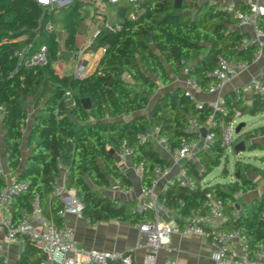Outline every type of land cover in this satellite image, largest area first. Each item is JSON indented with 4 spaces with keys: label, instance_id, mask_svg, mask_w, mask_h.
Masks as SVG:
<instances>
[{
    "label": "trees",
    "instance_id": "obj_1",
    "mask_svg": "<svg viewBox=\"0 0 264 264\" xmlns=\"http://www.w3.org/2000/svg\"><path fill=\"white\" fill-rule=\"evenodd\" d=\"M173 1L141 0L135 11L131 3L114 6L118 28L102 29L94 41L95 49H105L96 70L83 79H75L71 74L59 76L52 67L58 50L52 41L54 33L44 35V38L41 34L37 39V44H47L45 65L19 67L13 72L17 61L11 56L24 45L15 39L20 35L33 39L41 9L32 0H0L2 148L8 172L17 181L27 184V192L16 197L11 204L14 217L37 195L44 214L59 222L56 211L60 206L52 195L51 180L62 171L66 185L73 189L75 198L82 205V216L90 224L108 220L137 224L146 219L147 215L131 211V202L101 192L109 187V177L116 179L121 188L132 187L127 174L113 166L110 150L125 141L131 150V166L142 164L141 185L149 187L154 168L163 167L167 162L150 142H136L135 135L147 127L157 129L166 137L169 149L174 151L181 140L197 138L196 131L187 128L188 118H195L200 125H205L212 116L206 103L202 109H197L182 86L158 93L160 88L168 87L173 79L184 76L206 90L212 82L209 73L219 58L250 61L255 49L253 44L242 46L248 35L236 29L238 21L225 10V5L208 0H182V7L174 9ZM236 6L247 10L243 3L236 2ZM77 9L76 5L65 14L66 47L75 39ZM72 22L73 28L70 27ZM261 79L264 82V67ZM36 93L39 111L29 127L28 153L22 160V132L26 127L27 113L20 98ZM66 93L71 96L70 108L64 103ZM156 94L150 104V96ZM82 98L89 99V110L82 108ZM222 105L227 110L226 121H231L236 111L241 116L247 110L240 105V99H236L233 91L223 96ZM248 111L250 115L262 113L264 103L254 95ZM212 118L216 122L214 142L208 151L197 154L198 164H185L196 187L190 189L172 183L158 195V199L178 220L201 210L204 195L209 192L223 202L227 215L223 227L244 235L250 250L258 245L264 247V197L253 203L248 211L237 205L233 195L244 194L256 187L252 179L240 172L239 161L234 165L232 182L200 185L201 180L219 165L225 151L219 129L221 117L215 113ZM260 135H264V125L244 132L241 128L233 147L248 139L251 141L249 151L261 150L262 147L254 141ZM62 157L65 165L60 169L58 160L62 162ZM262 174L264 178V171ZM227 175L223 166L221 178ZM4 186V179L0 177V190ZM233 211L236 215H232ZM31 257L35 258L34 261ZM43 258L36 247L24 240V248L15 264H39Z\"/></svg>",
    "mask_w": 264,
    "mask_h": 264
},
{
    "label": "built area",
    "instance_id": "obj_2",
    "mask_svg": "<svg viewBox=\"0 0 264 264\" xmlns=\"http://www.w3.org/2000/svg\"><path fill=\"white\" fill-rule=\"evenodd\" d=\"M32 1L41 9V14L38 25L33 31V39L28 40L27 35H20L15 39L23 42L24 45L15 50L11 56L17 61L13 72L19 67L43 66L47 63V44L44 42L37 44V39L41 38V34H43L42 38H44V35L55 33L52 17L54 10L58 11V9L64 8L69 11L77 5L78 13L80 10L89 11V23L95 25L90 42L73 54L76 66L71 75L75 79L85 78L88 72L85 65L84 50L96 40L102 29L111 31L118 28L117 23L113 26L108 25L107 6L114 7L122 0ZM224 1H226L224 4L225 10L233 14L239 26L245 25L251 29V36L242 41V46L253 44L255 49L250 61H228L219 58L217 64L209 73L212 82L206 89L208 93L221 91L226 81L246 70L249 64L261 55L264 46V23L262 24L264 3L261 0H242L247 6V10L243 11L236 6V0ZM138 2L139 0H129V3L133 6V11L137 9ZM131 17L133 18V16ZM52 41L57 44V36H54ZM97 51L101 56L105 53L103 47L97 48ZM56 56H60L59 50H57ZM247 87L259 101L264 103V82L261 77L251 78ZM183 88L188 98L193 101L191 92L198 89L199 86L194 81L186 79ZM233 92L236 99H239L240 91L236 89ZM64 103L67 107H71L72 101L69 93L65 94ZM194 103L197 109L203 108L204 103ZM207 105L212 110V116L205 125H200L195 118L187 119L188 130L196 131L197 138L181 140L179 147L174 151L169 149L166 137L160 135L157 129L147 127L144 131L135 135L134 139L136 142H150L155 145V150L167 162L163 167L154 168V178L149 187L141 185L142 164L139 163L137 167L131 166V150L125 141L122 140L119 147H116L112 152L113 166L119 172L127 174L128 170L135 168L139 174L140 185L136 195H134V188H121L116 179L112 177L111 179L115 190L121 195L125 197L135 196L131 211L138 215H147L144 221L136 224L138 232L145 238L146 245L150 250V253L145 256L141 264H156L157 252L164 249L173 234L196 235L207 239L212 249L211 258L214 264H264V247L258 245L253 250H250L244 235L236 230H226L223 227L227 222L223 202L209 192L205 193L202 208L198 212H191L178 220L176 217L171 220L162 218V213H166L167 210L158 199V194L155 190L157 183L162 179L169 178L170 184L176 183L181 187L190 189L196 187V182L188 174L185 164L188 162L195 165L198 164L197 154L203 150L208 151L209 146L214 142L213 129L216 122L212 117L215 113L221 117L219 129L222 146L224 149L230 147L231 151H233L234 137L237 133H234L232 127L234 119L239 117L240 113L236 111L233 119L226 121L227 110L222 105V99H216L207 103ZM202 127L207 131L205 137H201L199 134V129ZM58 166L60 169L62 168L61 160H58ZM174 170L175 175L172 176V171ZM0 177L5 182L4 188L0 190V230L4 231L0 250L4 244L10 243L17 238H22L29 241L44 256L39 264H133L130 252L98 251L76 246L73 240V228L66 223L65 216L81 217L82 205L75 198L73 189L66 185L62 171L51 180L52 195L56 197L60 206L56 211V216L60 219L59 222L44 214L37 195L30 199L28 207L23 208L19 215L14 217L11 211V204L16 197L22 196L27 192V184L17 181L15 176L8 172L5 155L4 163H0ZM205 184L207 182H205L204 178L201 180L200 185L203 187ZM232 215H236L235 211H233ZM233 241L239 242V252L232 248L231 243ZM162 264H176V260L166 253Z\"/></svg>",
    "mask_w": 264,
    "mask_h": 264
},
{
    "label": "crops",
    "instance_id": "obj_3",
    "mask_svg": "<svg viewBox=\"0 0 264 264\" xmlns=\"http://www.w3.org/2000/svg\"><path fill=\"white\" fill-rule=\"evenodd\" d=\"M210 2L216 1L223 6L226 1L224 0H208ZM264 3V0H261ZM236 2L243 3L242 0H236ZM244 4V3H243ZM112 13L115 11L111 10ZM116 21L115 23H117ZM92 24L90 23V26ZM236 29L246 33L249 38L251 36V29L248 26H239L237 25ZM92 30V29H91ZM92 33L94 31H91ZM91 33V35H92ZM91 40V38H90ZM79 42L77 40V36L75 35L74 42L71 46L66 47L64 44L65 41V34L63 37V46L65 49L59 50L60 56H56V60L52 63V67L56 74L59 76H63V68L57 71L55 70V66L61 65L65 66L67 63L72 64L70 71L67 75L72 74L76 66V61L73 59V54L78 49H81L90 42ZM264 41V38H263ZM93 43V42H92ZM91 45L87 46L84 50L85 53V65L88 72V75L92 74L100 61L101 55L95 49L94 51H87ZM59 44V43H58ZM254 53V52H253ZM63 54V55H62ZM264 67V46L262 49L261 55L253 62H251L246 70L239 73L234 78L226 81L223 88L219 92L215 93H208L206 90H202L200 87L196 90L191 92L193 101L194 102H201V103H209L215 101L216 99H222L223 96L228 91H235L236 89L239 90V99L240 105L245 106L247 110L245 113L249 114V109L252 107V101L254 99V95L250 92L247 87L249 80L253 77H261L262 69ZM186 78L181 76L177 79H173L172 83L165 90H170L174 86H182ZM161 89V88H160ZM39 108L36 107V100H34L32 108L30 110V114H27L26 118V127L23 129L25 131V137L23 141V132H22V160H24L25 156L28 153V149L26 148V138L28 136L29 127L32 124L34 116L38 113ZM252 118H259L264 120V112L259 113L257 115H251ZM240 117V116H239ZM1 119V115H0ZM242 125V132L247 131L249 129L258 127L254 124L248 126L246 123L240 124ZM261 126V125H259ZM2 131L0 127V163H4V152L2 148V141H1ZM257 144H259L264 150V135L258 136L254 140ZM251 142V141H250ZM175 175V170L172 171V176ZM127 176L132 184V188H134V195L137 194V189L140 185L139 174L135 168H131L127 172ZM252 179V177H249ZM255 184L257 182L252 179ZM110 185L108 188H105L106 191L104 194L109 196V192H113L114 194H110V197H117L122 201H129L133 200L131 203L134 205L135 196L125 197L117 192L112 184V179L109 177ZM170 184L169 178H165L160 180L156 185V193L159 195L166 187ZM262 186V187H260ZM257 185L255 189L252 191L246 192L244 194H237L238 196H247L248 193L254 192L255 190H259V201L264 195L263 187L264 185ZM110 188L112 190L110 191ZM251 197V202H252ZM237 199V198H236ZM245 199V198H244ZM237 203V201H236ZM132 205V206H133ZM239 206L247 205L246 202L242 201ZM164 218V217H162ZM174 218V217H173ZM166 220H171L167 219ZM65 221L68 225L73 228V240L77 247L85 248V249H94L98 251H109V252H117V253H124L130 252L132 256L133 264H141L143 259L147 254L150 253L149 248L146 245L145 238L138 232L136 228V224H129L126 222H119V221H102L95 224H90L89 221L81 217H75L73 215H66ZM4 237V231L0 230V243L2 242ZM232 248L239 252L240 244L238 241H233L231 243ZM24 248V240L22 238H17L16 240L4 244L2 249L0 250V258L2 260V264H15L18 256L20 255L21 251ZM168 253L170 254L175 260L176 264H214L211 253L212 249L207 239L196 236V235H180V234H173L170 236L168 243L165 245L164 249L160 250L156 254V264H162L164 255Z\"/></svg>",
    "mask_w": 264,
    "mask_h": 264
},
{
    "label": "rangeland",
    "instance_id": "obj_4",
    "mask_svg": "<svg viewBox=\"0 0 264 264\" xmlns=\"http://www.w3.org/2000/svg\"><path fill=\"white\" fill-rule=\"evenodd\" d=\"M141 1V0H139ZM129 4V0H122L120 3H118L119 7H123ZM112 7L107 6V12H108V25L113 26L116 21H118L116 13L111 12ZM114 10V9H113ZM88 10H80L78 20L76 21V32L75 35L77 36V40L79 42H86L89 41L91 38V31L95 30V25H91L89 23L88 18ZM65 14L66 10L64 8L58 9V11H53V21L55 26V33L54 35L57 36L58 42H57V48L58 50L67 49L63 46V37L65 34L64 29V22H65ZM87 15V16H85ZM73 22L71 23V28H73ZM92 29V30H91ZM59 43V44H58ZM96 47V43L93 42L92 46L88 48L87 51H94ZM63 55V54H62ZM72 64H66L65 66L57 65L55 66V70L59 71L61 68H63V74L67 75L70 71ZM163 89L161 88L158 93L162 92ZM156 95L150 96V104H152L156 98ZM34 100H37V93L34 95H27L26 97L20 98V104L24 108L27 114H30V110L32 108ZM264 118V117H263ZM242 123H246L248 126L251 124H254L255 126L264 125V120L259 118H252V116L248 113H245L241 115L240 117H237L234 119L232 130L235 133V129ZM236 134V133H235ZM238 134V133H237ZM237 134L234 138L237 137ZM25 137V131L23 132V141ZM243 143L245 146V150L243 152H240L238 154L231 151L230 147H226L224 157L220 161L219 165L214 168L206 177L205 182L208 184H214L217 182L220 183H227L233 181V171H234V165L237 163L236 161H239V170L242 173H245L248 177H252L257 182V185H264V178H263V171H264V150H255V151H249L248 146L250 144V141L248 139H243ZM155 147V145H153ZM226 160V162H225ZM223 166H225L227 170V176L226 178H221V170L223 169ZM127 173V172H126ZM113 185V183L111 184ZM256 185V186H257ZM262 187V186H260ZM112 188H110V191ZM227 190L231 191L229 187H227ZM264 190V187H263ZM102 193H105L106 191L104 189H101ZM110 194H114L113 192H109ZM235 196L236 201L238 204H241L242 201L246 202L247 205H243L248 211L251 209V206L253 203L259 202V190H255L254 192H250L247 194V196H238L237 193L233 194ZM251 197L252 202H251ZM264 197V195H263ZM245 198V199H244ZM162 217L167 219H173L175 217V214L173 212L167 211L166 213H162ZM34 257H31V261H34Z\"/></svg>",
    "mask_w": 264,
    "mask_h": 264
},
{
    "label": "water",
    "instance_id": "obj_5",
    "mask_svg": "<svg viewBox=\"0 0 264 264\" xmlns=\"http://www.w3.org/2000/svg\"><path fill=\"white\" fill-rule=\"evenodd\" d=\"M174 9H180L182 7V0H174L173 4H172ZM81 105L82 108L84 110H89L90 109V102L88 98H82L81 99ZM242 128V125H239L236 129H235V133H239L240 129ZM199 134L201 137H205V135L207 134V131L205 128H200L199 129ZM245 150V146L243 142H240L239 144L235 145L233 147V151L234 153L238 154L240 152H243ZM113 151L110 150V153H112ZM62 164L65 165V158L62 157ZM133 200H131L132 202Z\"/></svg>",
    "mask_w": 264,
    "mask_h": 264
}]
</instances>
